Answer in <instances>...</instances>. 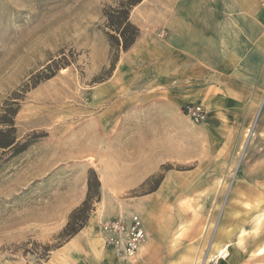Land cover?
<instances>
[{
  "label": "rangeland",
  "instance_id": "1",
  "mask_svg": "<svg viewBox=\"0 0 264 264\" xmlns=\"http://www.w3.org/2000/svg\"><path fill=\"white\" fill-rule=\"evenodd\" d=\"M168 1L183 0L146 2L147 24H160ZM193 1L187 7L209 6L208 0ZM119 4L0 0V145L14 143L0 149V264H58L55 251L68 242L62 233L71 208L88 192L85 168L97 155L96 90L111 86L124 53L110 38L106 18ZM182 112L202 127L194 134L200 141L196 160L166 166L127 198L156 192L168 172H178L170 183L194 184L193 190L170 193L169 200L175 195L182 204L167 211L165 222L178 231L183 213L184 222L196 215L208 223L210 244L199 264L210 257L225 222L235 234L233 264H264V101L248 126L240 114L236 125L217 121L215 132L207 130L209 122L195 124ZM239 184L246 187L235 192ZM99 203L93 197L88 221ZM232 254L226 261L217 254L209 263H229Z\"/></svg>",
  "mask_w": 264,
  "mask_h": 264
},
{
  "label": "crops",
  "instance_id": "2",
  "mask_svg": "<svg viewBox=\"0 0 264 264\" xmlns=\"http://www.w3.org/2000/svg\"><path fill=\"white\" fill-rule=\"evenodd\" d=\"M149 1L143 0L131 13L130 20L140 29L139 39L121 56L111 86L96 90L97 155L93 164L86 165L84 176L88 183L87 172L94 168L101 182V201L87 225L55 251L58 264H199L210 244L208 223L196 215L184 222L183 213L178 231L165 222L167 211L182 204L175 195L169 200L170 193L193 190L194 184H171L172 176H178L171 171L156 192L127 195L147 188L166 166L196 160L200 141L194 134L202 127L183 114L186 105L207 109V130L215 132L217 121L225 119L223 127L231 120L236 125L240 114L245 119L242 126H248L263 104L260 0H208L205 9L187 7L193 0L168 1L171 7L160 9V24H147L151 13L143 14L142 8ZM236 187L234 191L240 192L246 186ZM86 196L87 192L71 210ZM131 215L142 219L148 240L134 258L121 261L106 248L99 224ZM221 230L209 258L234 243L230 224L225 222ZM233 247L229 250L233 260L224 263V258L217 264H233L237 254Z\"/></svg>",
  "mask_w": 264,
  "mask_h": 264
},
{
  "label": "trees",
  "instance_id": "3",
  "mask_svg": "<svg viewBox=\"0 0 264 264\" xmlns=\"http://www.w3.org/2000/svg\"><path fill=\"white\" fill-rule=\"evenodd\" d=\"M142 1L143 0H119V6L116 9H110L106 14L109 23L108 28L111 33H114L111 34L109 32L108 34L124 52L130 50L140 37V29L131 22L130 15L132 9ZM116 35H119V37ZM0 134L3 133L0 131ZM13 144L14 143L0 145V149L10 148ZM152 179L153 177L149 182H151ZM87 188L88 192L86 199L71 213L69 216V222L63 230L62 237H66L65 240L69 241L85 227L89 219V214L94 210L93 197L96 198L97 202L101 201V182L97 173L93 169L88 173ZM46 251L47 253H50L52 250L48 246L46 247Z\"/></svg>",
  "mask_w": 264,
  "mask_h": 264
},
{
  "label": "built area",
  "instance_id": "4",
  "mask_svg": "<svg viewBox=\"0 0 264 264\" xmlns=\"http://www.w3.org/2000/svg\"><path fill=\"white\" fill-rule=\"evenodd\" d=\"M183 111L195 124H204L209 119V112L201 105L188 104ZM99 232L106 248L121 261L134 258L148 240L143 221L138 215H131L129 219L115 218L101 221ZM217 262L216 259L209 264H217Z\"/></svg>",
  "mask_w": 264,
  "mask_h": 264
},
{
  "label": "bare ground",
  "instance_id": "5",
  "mask_svg": "<svg viewBox=\"0 0 264 264\" xmlns=\"http://www.w3.org/2000/svg\"><path fill=\"white\" fill-rule=\"evenodd\" d=\"M232 246H233V244H231V246L229 245L227 248H225V249H223V251L224 252H222V255H221V258H226V257H228L229 256V254H230V248L232 249ZM213 248H216V250H219V247L218 246H216V244H214V246H213ZM219 251H221V249L219 250ZM260 251V250H259ZM263 251V250H262ZM209 252V251H208ZM260 253V252H259ZM220 258V257H219ZM212 258H207L206 260L205 259H203L202 260V263L201 264H208L209 262H210V260H211Z\"/></svg>",
  "mask_w": 264,
  "mask_h": 264
}]
</instances>
